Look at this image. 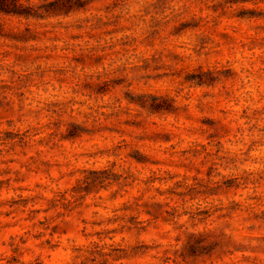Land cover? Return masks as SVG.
<instances>
[{"label":"rangeland","instance_id":"rangeland-1","mask_svg":"<svg viewBox=\"0 0 264 264\" xmlns=\"http://www.w3.org/2000/svg\"><path fill=\"white\" fill-rule=\"evenodd\" d=\"M21 1L0 264H264V0Z\"/></svg>","mask_w":264,"mask_h":264},{"label":"trees","instance_id":"trees-1","mask_svg":"<svg viewBox=\"0 0 264 264\" xmlns=\"http://www.w3.org/2000/svg\"><path fill=\"white\" fill-rule=\"evenodd\" d=\"M70 9L71 6L62 4L59 0L53 1L51 6L46 7V11L52 13L67 12ZM0 12L25 17L36 15L34 6L26 5L21 0H0Z\"/></svg>","mask_w":264,"mask_h":264}]
</instances>
